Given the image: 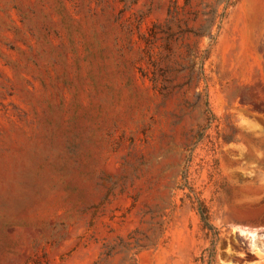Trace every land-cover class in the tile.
I'll return each instance as SVG.
<instances>
[{
	"label": "rangeland",
	"instance_id": "rangeland-1",
	"mask_svg": "<svg viewBox=\"0 0 264 264\" xmlns=\"http://www.w3.org/2000/svg\"><path fill=\"white\" fill-rule=\"evenodd\" d=\"M0 264H264V0H0Z\"/></svg>",
	"mask_w": 264,
	"mask_h": 264
}]
</instances>
